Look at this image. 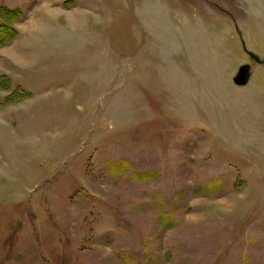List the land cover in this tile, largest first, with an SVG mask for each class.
Masks as SVG:
<instances>
[{
	"label": "rangeland",
	"instance_id": "rangeland-1",
	"mask_svg": "<svg viewBox=\"0 0 264 264\" xmlns=\"http://www.w3.org/2000/svg\"><path fill=\"white\" fill-rule=\"evenodd\" d=\"M0 8V264H264V0Z\"/></svg>",
	"mask_w": 264,
	"mask_h": 264
},
{
	"label": "trees",
	"instance_id": "trees-1",
	"mask_svg": "<svg viewBox=\"0 0 264 264\" xmlns=\"http://www.w3.org/2000/svg\"><path fill=\"white\" fill-rule=\"evenodd\" d=\"M20 18V14L16 11L8 10L6 8H0V46L8 44L16 36L13 23ZM9 79L6 77H0V86L6 87L9 83ZM23 93L15 92L9 99L17 100L22 97Z\"/></svg>",
	"mask_w": 264,
	"mask_h": 264
},
{
	"label": "water",
	"instance_id": "water-1",
	"mask_svg": "<svg viewBox=\"0 0 264 264\" xmlns=\"http://www.w3.org/2000/svg\"><path fill=\"white\" fill-rule=\"evenodd\" d=\"M246 53L250 57V59L253 60L255 63L261 64L264 66V60L261 61L254 54L249 53L247 51ZM248 78H249V67L247 65H244L239 68L237 76L234 78V83L238 86H245L247 84Z\"/></svg>",
	"mask_w": 264,
	"mask_h": 264
}]
</instances>
